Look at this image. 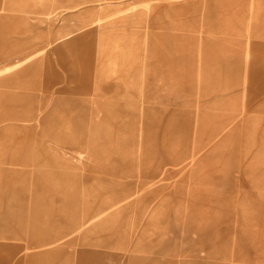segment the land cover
<instances>
[{
  "label": "rangeland",
  "instance_id": "1",
  "mask_svg": "<svg viewBox=\"0 0 264 264\" xmlns=\"http://www.w3.org/2000/svg\"><path fill=\"white\" fill-rule=\"evenodd\" d=\"M0 264H264V0H0Z\"/></svg>",
  "mask_w": 264,
  "mask_h": 264
}]
</instances>
